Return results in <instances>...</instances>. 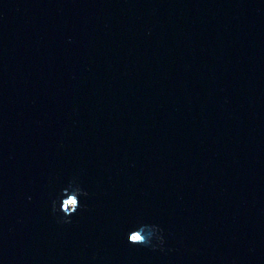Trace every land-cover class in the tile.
<instances>
[{
	"label": "water",
	"instance_id": "95a60500",
	"mask_svg": "<svg viewBox=\"0 0 264 264\" xmlns=\"http://www.w3.org/2000/svg\"><path fill=\"white\" fill-rule=\"evenodd\" d=\"M0 264H264V0H0Z\"/></svg>",
	"mask_w": 264,
	"mask_h": 264
},
{
	"label": "clouds",
	"instance_id": "9594fccd",
	"mask_svg": "<svg viewBox=\"0 0 264 264\" xmlns=\"http://www.w3.org/2000/svg\"><path fill=\"white\" fill-rule=\"evenodd\" d=\"M88 192L73 179L60 190L51 202V211L60 224H70L72 217L82 210L81 197L87 198ZM127 242L133 247L149 248L152 251H165L163 229L158 225L138 224L127 234Z\"/></svg>",
	"mask_w": 264,
	"mask_h": 264
}]
</instances>
